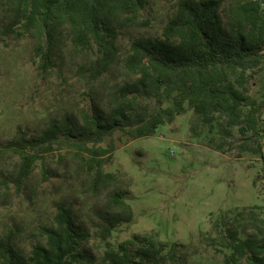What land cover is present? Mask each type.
I'll return each instance as SVG.
<instances>
[{
	"label": "trees",
	"instance_id": "1",
	"mask_svg": "<svg viewBox=\"0 0 264 264\" xmlns=\"http://www.w3.org/2000/svg\"><path fill=\"white\" fill-rule=\"evenodd\" d=\"M165 1L173 10L160 36L131 39L120 59L117 38L141 25L138 14L149 0H0L7 17L0 33L33 38L41 74L54 65L55 43L65 36L82 58L76 75L87 83L118 62L124 75L104 94L88 93L79 120L65 114L51 119L39 135L20 133L7 143L20 158L11 179L17 188L44 154L65 149L97 195L117 180L103 169L117 147L153 135L158 125L172 123L188 108L194 114L191 129L210 134L215 149L238 147L239 154L260 155L264 180V87L258 82L264 70V0ZM235 132L239 138L232 141ZM126 194L117 190L109 198L112 209L124 214H96V233L105 244L98 259L83 247L91 233L70 205L59 203L52 224L39 229L43 241L29 254L16 248L11 230L0 237V264H203L186 261L189 246L163 240L153 230L111 243L116 227L131 219ZM263 212L260 205L226 212L213 222L215 235L203 240L222 255L223 264H264Z\"/></svg>",
	"mask_w": 264,
	"mask_h": 264
},
{
	"label": "rangeland",
	"instance_id": "2",
	"mask_svg": "<svg viewBox=\"0 0 264 264\" xmlns=\"http://www.w3.org/2000/svg\"><path fill=\"white\" fill-rule=\"evenodd\" d=\"M172 10L165 0H149L138 14L141 25L123 30L117 38L120 59L131 39L160 36ZM5 15L0 8V30L7 20ZM33 44L30 36L0 33V149L4 150L0 154V237L11 230L16 248L29 254L34 243L43 241L40 227L51 225L56 206L65 203L72 207L83 229L91 233L83 247L98 259L105 244L96 233V214H124L112 209L109 198L113 191L126 190L131 219L116 227L109 238L111 243L153 230L163 240L189 246L184 258L190 263L223 264L222 255L203 237L215 235L213 222L222 214L264 206L263 163L260 155L239 154L238 147L229 152L215 149L217 145L209 142L210 134L191 129L194 114L190 108L172 123L158 125L153 135L117 147L111 161L103 165L104 171L117 175V180L97 195L88 186L85 170L65 149L44 154L23 185L15 186L11 179L20 158L6 148L7 143L20 133L37 136L51 119H61L65 114L79 120L88 93L104 94L124 77L121 62L92 83L78 77L76 69L82 58L73 53L65 36L56 41L54 65L43 75L38 71ZM258 78L264 87V70ZM234 135L232 141L239 138L237 132Z\"/></svg>",
	"mask_w": 264,
	"mask_h": 264
}]
</instances>
